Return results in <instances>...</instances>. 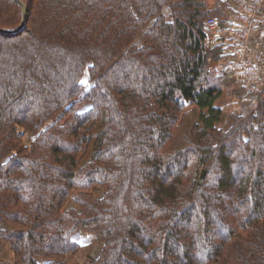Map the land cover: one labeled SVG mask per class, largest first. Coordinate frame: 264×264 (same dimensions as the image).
<instances>
[{
	"label": "trees",
	"instance_id": "1",
	"mask_svg": "<svg viewBox=\"0 0 264 264\" xmlns=\"http://www.w3.org/2000/svg\"><path fill=\"white\" fill-rule=\"evenodd\" d=\"M21 1L0 31L14 264H70L81 231L102 247L75 264H264V88L225 121L204 31L222 5L0 0V27Z\"/></svg>",
	"mask_w": 264,
	"mask_h": 264
},
{
	"label": "built area",
	"instance_id": "2",
	"mask_svg": "<svg viewBox=\"0 0 264 264\" xmlns=\"http://www.w3.org/2000/svg\"><path fill=\"white\" fill-rule=\"evenodd\" d=\"M225 12L204 22L209 60L244 101H256L264 87V0H221ZM232 86V85H231Z\"/></svg>",
	"mask_w": 264,
	"mask_h": 264
},
{
	"label": "rangeland",
	"instance_id": "3",
	"mask_svg": "<svg viewBox=\"0 0 264 264\" xmlns=\"http://www.w3.org/2000/svg\"><path fill=\"white\" fill-rule=\"evenodd\" d=\"M207 1H208V3H210L211 6H213L215 4V2H214L215 0L213 2H212V0H207ZM216 2H217V0H216ZM164 10L166 11V15L169 17V15H170L169 10L170 9L166 8ZM220 15H221V13L215 14V13L211 12L210 15L207 16V18L212 17V16L220 17ZM149 24H151V23H149ZM142 38H143V32L136 39V43L141 44ZM212 57H213V59H216L217 56L215 55V53H213ZM220 80H221V82H223L222 78H220ZM83 82L87 86H90L92 84V81H91V78H90L88 72L84 76ZM224 85H225L224 83H221L223 94L219 98V100L217 101V104L224 109V112H225L224 114H225V116H227L225 121L228 119L230 114L239 113L241 115L248 116L256 110V108L258 106V99H256V101H254V102L251 100L242 102L241 98H239V95L237 94V92L234 90L233 87H230L231 90L229 91L228 94L224 93L225 92V89H223V87H225ZM229 122L231 123V120H229ZM27 141H30V137H27ZM78 240H80V242L83 244V249H82V252L80 254L76 255L72 259L70 264H75L78 262L86 263L91 257L97 256L101 250V247H102L101 237H100V235H97V234H89L87 232L81 231L79 233Z\"/></svg>",
	"mask_w": 264,
	"mask_h": 264
},
{
	"label": "crops",
	"instance_id": "4",
	"mask_svg": "<svg viewBox=\"0 0 264 264\" xmlns=\"http://www.w3.org/2000/svg\"><path fill=\"white\" fill-rule=\"evenodd\" d=\"M213 1L214 0H212V2ZM214 2H215V4L213 6H218V4L219 5H222L221 4V0H217V2L215 0ZM222 8H223V10L225 12V9H224V6L223 5H222ZM224 12L220 15V17L224 14ZM213 62H215V65H216V59H214ZM221 83H224L225 84L224 85L225 87H223V89H225V92L224 93L228 94L229 91L231 90L230 87H233V84H231L229 82L227 83V82H224V81L221 82ZM0 223H1L0 224L1 227H3V228L4 227H7V223L5 221H3V220L0 219ZM0 264H14V253H13V251L11 249V245L9 243L5 242V241L0 242Z\"/></svg>",
	"mask_w": 264,
	"mask_h": 264
},
{
	"label": "water",
	"instance_id": "5",
	"mask_svg": "<svg viewBox=\"0 0 264 264\" xmlns=\"http://www.w3.org/2000/svg\"><path fill=\"white\" fill-rule=\"evenodd\" d=\"M22 11H23V20H22V23H21V25L19 27H16V28H3V27H0V31H2V32H14L17 29H21L22 26L24 25L25 21H26L27 11H28V7H27V5L24 2H22ZM206 173H207V170L204 168L203 171H202V174H201V179L199 181V184H201L202 180L206 177Z\"/></svg>",
	"mask_w": 264,
	"mask_h": 264
}]
</instances>
